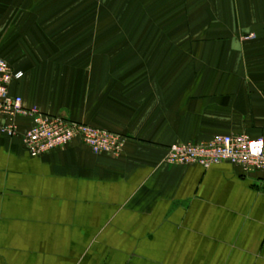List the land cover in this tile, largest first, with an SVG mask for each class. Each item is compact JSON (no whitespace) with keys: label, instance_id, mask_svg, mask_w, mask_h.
I'll return each instance as SVG.
<instances>
[{"label":"crops","instance_id":"0c3cea01","mask_svg":"<svg viewBox=\"0 0 264 264\" xmlns=\"http://www.w3.org/2000/svg\"><path fill=\"white\" fill-rule=\"evenodd\" d=\"M0 58L24 108L126 137L31 156L28 117L0 130V264H264V172L164 161L264 136V0H0Z\"/></svg>","mask_w":264,"mask_h":264},{"label":"built area","instance_id":"2783aa9c","mask_svg":"<svg viewBox=\"0 0 264 264\" xmlns=\"http://www.w3.org/2000/svg\"><path fill=\"white\" fill-rule=\"evenodd\" d=\"M22 76L0 58V114L7 118L0 130L18 135L16 118L28 117L31 123L22 134V142L31 156H41L63 148L74 140L81 141L93 154L121 153L126 137L64 116L49 115L37 107L24 108L20 96H12L9 85ZM164 161L169 165L198 164L208 168L229 162L244 172H264V136L252 138L244 133L217 134L208 140L178 142L167 148Z\"/></svg>","mask_w":264,"mask_h":264},{"label":"rangeland","instance_id":"374dc122","mask_svg":"<svg viewBox=\"0 0 264 264\" xmlns=\"http://www.w3.org/2000/svg\"><path fill=\"white\" fill-rule=\"evenodd\" d=\"M253 34L252 33H250V34H248L246 37H250V38H253ZM125 142V141H124ZM123 150V149H122ZM122 152V151H121ZM104 154H106V153H104ZM121 154V153H120Z\"/></svg>","mask_w":264,"mask_h":264}]
</instances>
